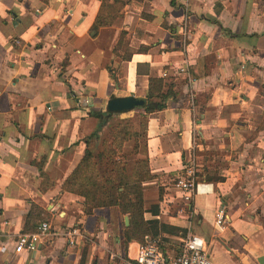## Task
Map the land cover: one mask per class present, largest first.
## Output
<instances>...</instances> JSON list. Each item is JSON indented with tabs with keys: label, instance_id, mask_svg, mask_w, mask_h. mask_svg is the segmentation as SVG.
Wrapping results in <instances>:
<instances>
[{
	"label": "crops",
	"instance_id": "crops-1",
	"mask_svg": "<svg viewBox=\"0 0 264 264\" xmlns=\"http://www.w3.org/2000/svg\"><path fill=\"white\" fill-rule=\"evenodd\" d=\"M121 1L107 12L112 23L95 27L103 0H0V264H115V254L133 262L141 243L124 242L126 215L91 209L62 186L99 128L92 110L106 112L113 94L146 99L151 77L173 92L165 108L111 121L130 118L146 132L137 152L132 139L123 154L128 172L149 161L145 218L164 254L175 258L193 233L216 264H261L264 0ZM192 167L205 177L188 202L175 181ZM33 205L85 239L70 246L56 236L15 253Z\"/></svg>",
	"mask_w": 264,
	"mask_h": 264
},
{
	"label": "trees",
	"instance_id": "trees-1",
	"mask_svg": "<svg viewBox=\"0 0 264 264\" xmlns=\"http://www.w3.org/2000/svg\"><path fill=\"white\" fill-rule=\"evenodd\" d=\"M108 1L103 0L95 27L110 25L114 18H108L107 12L124 5L121 0H115L114 4ZM121 41L122 39L118 41L117 48ZM125 58L130 59L131 55ZM163 85L161 78L151 77L146 105H144L147 114L165 108L167 100L173 95L172 90L164 92ZM92 115L100 119L99 128L87 139L85 154L75 170L64 181L62 190L84 197L85 205L91 209L116 206L123 215H129L130 224L125 226L123 236L126 244L133 240L144 243L147 237L157 238L154 236L153 221L145 218L146 209L143 204L145 203L144 183L154 177L150 171L149 161H136L131 171L128 172V165L124 160L126 155L123 154L125 144L132 139L136 140L132 152H137L139 144L146 137V132L144 129L137 130L138 127L130 118H114L115 120L111 121L113 116L107 111L100 110H92ZM108 123L107 132L101 136L100 132ZM95 138L101 140V147L97 150L91 145V139ZM204 177L197 172L196 182H200ZM206 179L207 181L212 180L211 178ZM45 221L49 222L45 217L44 209L33 205L27 225L32 227L27 232L38 231Z\"/></svg>",
	"mask_w": 264,
	"mask_h": 264
},
{
	"label": "built area",
	"instance_id": "built-area-1",
	"mask_svg": "<svg viewBox=\"0 0 264 264\" xmlns=\"http://www.w3.org/2000/svg\"><path fill=\"white\" fill-rule=\"evenodd\" d=\"M182 70V69H181ZM184 70V69H183ZM168 73L163 72L166 77ZM194 167L190 168L187 177L179 178L175 181V187L181 189L185 193V200L190 202L194 193L199 188L195 179ZM216 222L224 228L227 221L226 210L221 207L216 212ZM62 236L67 239L70 246H76L85 239V234L79 226L58 227L54 228L52 224L45 221L41 224L36 232H23L17 236L14 252L19 254L24 251L34 252L46 241ZM2 234L0 232V239ZM115 264L121 263L125 258L115 254L113 256ZM131 264H216L211 258L206 240L197 234H188L183 239L180 252L175 258H168L161 246L158 238L147 237L144 243L141 242L138 254Z\"/></svg>",
	"mask_w": 264,
	"mask_h": 264
},
{
	"label": "water",
	"instance_id": "water-1",
	"mask_svg": "<svg viewBox=\"0 0 264 264\" xmlns=\"http://www.w3.org/2000/svg\"><path fill=\"white\" fill-rule=\"evenodd\" d=\"M146 105V99L139 98L134 95L118 96L113 94L107 101L106 111L109 114H122L128 113ZM125 224L129 226L130 218L128 215L125 216ZM261 264H264V258L259 260Z\"/></svg>",
	"mask_w": 264,
	"mask_h": 264
},
{
	"label": "rangeland",
	"instance_id": "rangeland-1",
	"mask_svg": "<svg viewBox=\"0 0 264 264\" xmlns=\"http://www.w3.org/2000/svg\"><path fill=\"white\" fill-rule=\"evenodd\" d=\"M115 120V119H114Z\"/></svg>",
	"mask_w": 264,
	"mask_h": 264
}]
</instances>
